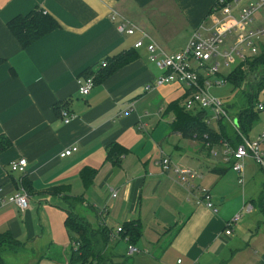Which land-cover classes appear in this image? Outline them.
Returning a JSON list of instances; mask_svg holds the SVG:
<instances>
[{
	"label": "crops",
	"instance_id": "0c3cea01",
	"mask_svg": "<svg viewBox=\"0 0 264 264\" xmlns=\"http://www.w3.org/2000/svg\"><path fill=\"white\" fill-rule=\"evenodd\" d=\"M216 1L0 0V137L12 143L0 152V234L22 245L1 254L4 264L8 253L12 264H70L78 244L67 225L69 210L125 244L119 256L109 240L101 264H264V212L258 207L264 170L249 174L245 189L233 188L235 161L224 156V144L205 149L176 129L173 107L181 102L184 109L188 89L168 84L145 90L164 73L148 47L186 50L201 28L211 26ZM36 8L53 15L60 28L23 49L7 24ZM123 21L137 27L134 35L118 33ZM133 49L135 61L94 81L89 95L80 94L79 82L94 80L101 63ZM56 107L71 115L70 123ZM194 111L201 110H186ZM210 118L206 113L205 122ZM263 129H252L247 139ZM73 146L77 152L60 157ZM21 158L27 161L24 175L11 171ZM163 158L170 160L166 171ZM179 167L197 177L182 183L174 172ZM21 189L28 201L24 211L8 202ZM202 190L217 213L201 202ZM65 197L81 203L70 208ZM246 203L254 206L251 213L242 211ZM238 214L240 221L226 236L227 223ZM127 223L140 226L137 259L128 255V239L117 234Z\"/></svg>",
	"mask_w": 264,
	"mask_h": 264
},
{
	"label": "built area",
	"instance_id": "2783aa9c",
	"mask_svg": "<svg viewBox=\"0 0 264 264\" xmlns=\"http://www.w3.org/2000/svg\"><path fill=\"white\" fill-rule=\"evenodd\" d=\"M216 2L212 24L206 29L208 34L206 37L196 33L186 50L176 53H165L159 50L155 44L148 47L151 60L164 73L151 84H148L145 90L150 92L168 84L184 85L188 91H191L185 99V109L187 111L204 110L211 113V119H215L217 122L219 120L231 122L225 104L221 100L211 97L208 92L213 84L220 87L222 84H226L227 80L225 78L223 83H212L210 79L219 74L221 66L227 67L234 62L240 64L251 62L259 56L255 41L264 35V26L246 33H244V30L253 24L257 15L264 16V0H217ZM112 20H115V17ZM137 30V27L127 21H123L117 27L118 33L122 35L132 36ZM144 36L147 37L146 34ZM142 45L143 41H138L135 48H140ZM155 53L158 55H155ZM93 86L94 80L92 78H87L84 84L79 82L80 94L83 96L89 95ZM257 110L259 113L264 112V101L258 103ZM61 116L65 124L70 123L72 120L67 111L61 112ZM241 142L236 148H232L227 144L223 146L225 147L224 156L229 157V162L230 159L235 161L232 169L238 175L239 184L244 185L243 163L246 158H251L264 170V129L256 139L250 140L243 137ZM77 150L76 146L70 147L64 150L60 157H69ZM212 154L217 155L215 151ZM161 165L163 171H166L170 166V160L163 158ZM26 167V159L21 158L11 164V171L24 175ZM174 172L184 184H188L197 177V173L187 167L175 168ZM113 197H117L116 192ZM8 202L16 205L21 211L28 208L27 196L23 189L10 197ZM201 202L204 203L207 209L214 213L218 212L208 191L202 190ZM253 210L254 206L249 203H246L242 209L244 213H251ZM240 219L241 216L238 214L227 223L226 236L232 234L233 226ZM122 232V228L117 229L118 235ZM76 249H78V246ZM139 252L140 250L136 247L129 246L128 255L132 256ZM178 264H182V261L178 260Z\"/></svg>",
	"mask_w": 264,
	"mask_h": 264
},
{
	"label": "trees",
	"instance_id": "16d2710c",
	"mask_svg": "<svg viewBox=\"0 0 264 264\" xmlns=\"http://www.w3.org/2000/svg\"><path fill=\"white\" fill-rule=\"evenodd\" d=\"M7 27L21 47L26 49L41 38L60 28V23L53 15L47 13L43 9L36 8L26 15L15 17L7 24ZM133 50L134 51L120 53L101 63L98 68V73H96V78L94 79L95 83L103 82L121 67L135 61L138 55L135 49ZM263 54L254 58L252 60L253 64L250 65L252 70H261L262 72L261 79L258 81L259 84L257 85L258 93L257 95H251V93L247 95V99L241 108L242 111L236 118V122H233L235 126H230L226 124L227 122L219 120L217 122L218 129H214L204 120L206 118V113H209L208 111L186 112L185 107L184 109L181 108V102H176L173 107L175 115L179 120V126L176 127V129L178 128V131H181V133L183 132L184 136L194 138L201 142L205 149L208 148L210 150L213 147L221 146V144L223 145L225 143L229 144L232 148L239 146L242 143L241 136L247 138L249 132L257 124L259 119L260 113L257 110V105L261 102L259 94L264 90ZM227 79L229 82L231 79L232 84L239 85L242 82V72L235 69L228 75ZM237 80L238 82L235 83ZM190 93L191 91L189 90L186 97ZM56 111L60 113V108L56 107ZM11 145L12 143L6 137H0V152L7 150ZM208 145L209 147H207ZM65 198L68 199L69 203L72 205L70 208H73L74 204L81 203V198ZM258 207L264 212V201H260ZM67 225L71 231L76 233L77 239L74 244H78L79 246L75 252H72L70 264H101L103 261L104 263L106 262L107 257L105 252L110 240L109 231L92 228L83 219L74 216L71 210H69L68 213ZM122 229L123 232L121 235L123 239H128L129 244L134 246L136 240L141 236L140 226L138 225L137 229L134 226L132 227L130 223H127ZM179 230L180 228H178V230L176 229L173 236H176ZM5 243L12 246L10 247L11 251H17L22 248L19 242L14 241L8 235L0 234V246ZM0 264H4L1 253Z\"/></svg>",
	"mask_w": 264,
	"mask_h": 264
},
{
	"label": "rangeland",
	"instance_id": "374dc122",
	"mask_svg": "<svg viewBox=\"0 0 264 264\" xmlns=\"http://www.w3.org/2000/svg\"><path fill=\"white\" fill-rule=\"evenodd\" d=\"M261 26H264V16H260L257 15L255 17V21L253 22V24L246 30H244V33L250 31V30H256L257 28H260ZM203 37H206L207 31L204 28L200 29L199 32ZM230 40V39H229ZM179 45H181L182 43H178ZM256 47H257V51L259 56L261 54L264 53V35L259 37L256 41H255ZM175 47H177L175 45ZM186 49V48H185ZM264 55V54H263ZM258 57V56H257ZM253 62H248V63H231L229 66L225 67V66H221V68L219 69V74L211 77L210 81L212 83L215 82H221L223 83L224 79L226 78L227 82L226 84H222L220 87L219 86H215L213 84V86L211 88H209V95L213 98L219 99L221 100L224 104H225V108L228 109V113H229V117L231 119V122H229L228 120H223V122H227L226 124H229L230 126H235L233 122H235L236 118L238 117L239 113L242 111L241 108L243 107L246 99H247V95L251 93V95H257V85L259 84L258 81L261 79V70H252V68H250V65H252ZM247 65V67H246ZM235 69L240 70L242 72V82L239 85H234L231 83V79L230 82L228 81L227 77L228 75L234 71ZM234 75V74H233ZM232 75V76H233ZM231 76V77H232ZM239 80V79H238ZM238 80L235 82L237 83ZM259 99L260 101L264 100V90L259 94ZM182 106V105H181ZM155 114V112H154ZM157 121H159V118L153 119V123H156ZM207 121H209L210 125L212 128L216 129L217 126V121L215 119H208ZM262 125H264V112L260 113V119L258 121V123L255 125V127L253 128V132H255V129L260 128ZM243 140V136H241V141ZM244 174L246 177H244V185H237V175L234 172L230 173L233 175L234 179H235V183L232 185L233 188H236L238 191L245 189V186L247 183H249V180L251 181V178L249 180H247V176L249 177V174H251L253 172L255 173H259V165H257L254 160L253 162L251 160H246L244 163ZM250 167V168H249ZM261 168V167H260ZM252 176V175H251ZM248 181V182H247ZM236 191V190H235ZM244 206V205H243ZM242 206V209H243ZM258 211H255V214H258ZM245 215V214H243ZM247 216V215H245ZM122 241V240H121ZM120 240H111L110 239V246L112 248H114V252L116 253V255H121L124 251H126L125 247H124V243H121ZM12 247L10 244H2L0 246V253L3 255L5 252H8L11 250ZM4 248V250H3ZM9 249V250H7ZM5 259L7 261V264H12L13 263V259L11 256H9V253L6 254ZM137 257H139V255H135L133 257V259H137Z\"/></svg>",
	"mask_w": 264,
	"mask_h": 264
}]
</instances>
